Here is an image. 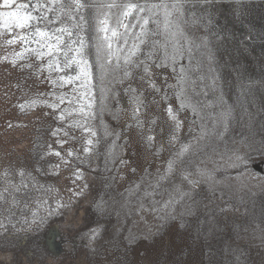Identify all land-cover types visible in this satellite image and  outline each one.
<instances>
[{"label": "snow or ice", "instance_id": "1", "mask_svg": "<svg viewBox=\"0 0 264 264\" xmlns=\"http://www.w3.org/2000/svg\"><path fill=\"white\" fill-rule=\"evenodd\" d=\"M220 2L0 0V64L24 74L15 84L20 95L13 107L25 116L39 110L52 121L42 126L47 139L43 132L37 136L32 168L9 165L0 169V235L9 227L39 233L49 220L62 216L86 196L85 170L92 168L98 146L114 137L108 150L112 158L116 140L121 139L104 122V113L117 121L123 118L149 148L157 145V127L164 131L158 123L162 113L168 126L167 145L175 149L168 161L169 172L177 162L185 163L186 157L194 155L209 135L205 121L212 117L207 109H219L211 133L222 137L229 131L236 119V103L243 107L252 84L240 86L236 103H229L223 94L208 35L214 24L211 9ZM245 2L230 0L236 6L237 19ZM199 29L206 34L197 37ZM211 35L222 39L216 33ZM114 81L125 86L127 106L120 105ZM40 84L49 86L48 90L38 87ZM5 88L8 90L2 94L9 97L11 86ZM210 95H215V102L207 101ZM187 113L196 117L193 127L201 121L200 135L184 142L181 133ZM7 126L14 125L9 121ZM259 144L264 148V138ZM164 147L161 143L157 151ZM53 157L56 163L51 162ZM120 163L125 161L120 159ZM64 169L70 170L74 185L67 188L66 199L59 187L40 181L41 175L59 176ZM104 204L103 197L96 201L97 211H103ZM17 210L20 214L14 223ZM100 235L101 229H91L90 244ZM135 239L130 236L128 243Z\"/></svg>", "mask_w": 264, "mask_h": 264}, {"label": "rangeland", "instance_id": "2", "mask_svg": "<svg viewBox=\"0 0 264 264\" xmlns=\"http://www.w3.org/2000/svg\"><path fill=\"white\" fill-rule=\"evenodd\" d=\"M235 7L230 0L213 7L214 24L208 33L228 102L236 103L240 86L252 84L243 107L236 103V119L229 131L222 137L213 135L212 121L219 109H207L212 117L205 121L209 135L194 155L169 172L175 149L167 145L168 126L162 113L158 123L164 131L157 127V145L151 148L123 118L117 121L104 113V122L121 135L113 157H108L114 139L109 137L98 146L92 168L85 170L86 196L49 220L39 233L9 227L0 235V264H264V148L259 144L264 138V0H246L239 19ZM205 34L203 29L195 32L197 37ZM8 72L16 71L0 64V109L2 77L6 80ZM16 74L24 75L19 70ZM38 87L48 90L49 86ZM112 87L119 93L120 105L127 106L125 86L114 81ZM206 99L215 102V95ZM19 116L23 122L26 116ZM28 116L31 119L24 122L30 133L23 145L13 130L7 133L9 141L4 140L8 122L0 117V169L33 167L37 136L43 132L47 139L42 126L52 121L39 110ZM184 118L181 135L188 142L200 135L201 121L193 127L196 117L187 113ZM161 143L164 150L157 151ZM69 171L41 175L40 181L59 187L66 199L67 188L74 187ZM101 197L105 204L103 211H97L95 202ZM19 214L17 210L14 223ZM94 228L101 229V235L90 244L88 234ZM132 235L136 239L129 244Z\"/></svg>", "mask_w": 264, "mask_h": 264}, {"label": "built area", "instance_id": "3", "mask_svg": "<svg viewBox=\"0 0 264 264\" xmlns=\"http://www.w3.org/2000/svg\"><path fill=\"white\" fill-rule=\"evenodd\" d=\"M15 71L17 72L18 70L15 69ZM16 72H14L13 74L11 72H8V75L5 77L6 80L4 79V76L2 77V81L4 80L3 85H9L11 86V94L9 97H4L3 95H1V100L2 101V109H0V117L3 116V118L7 121V122H11L14 126L11 128H7V132L4 134V140H8V134L9 132H11V130L15 131L14 134L17 137V142L20 144H28L27 142V134L30 133L29 132V128H26L22 125H25V122L27 119H31L28 117H32V116H26L24 118V121L22 122V116H19L20 114H18V111L15 107H13V104L16 102V100L18 99L20 93L19 91L15 88V84L17 83V81H20L23 75L20 74H16ZM8 89L3 88V90L1 91L3 93V91H7ZM9 101H11V103H9ZM1 105V103H0ZM1 108V106H0ZM32 128V127H31ZM32 130L34 132H36L33 128ZM10 138H13V134L10 135ZM9 138V139H10ZM9 141V140H8Z\"/></svg>", "mask_w": 264, "mask_h": 264}]
</instances>
